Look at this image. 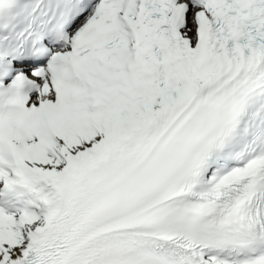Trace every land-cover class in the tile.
<instances>
[{
    "label": "snow or ice",
    "instance_id": "snow-or-ice-1",
    "mask_svg": "<svg viewBox=\"0 0 264 264\" xmlns=\"http://www.w3.org/2000/svg\"><path fill=\"white\" fill-rule=\"evenodd\" d=\"M0 264H264V0H0Z\"/></svg>",
    "mask_w": 264,
    "mask_h": 264
}]
</instances>
